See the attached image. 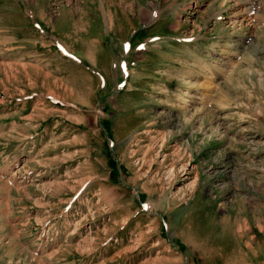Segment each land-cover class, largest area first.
Returning <instances> with one entry per match:
<instances>
[{
	"label": "rangeland",
	"instance_id": "1",
	"mask_svg": "<svg viewBox=\"0 0 264 264\" xmlns=\"http://www.w3.org/2000/svg\"><path fill=\"white\" fill-rule=\"evenodd\" d=\"M0 264H264V0H0Z\"/></svg>",
	"mask_w": 264,
	"mask_h": 264
},
{
	"label": "bare ground",
	"instance_id": "2",
	"mask_svg": "<svg viewBox=\"0 0 264 264\" xmlns=\"http://www.w3.org/2000/svg\"><path fill=\"white\" fill-rule=\"evenodd\" d=\"M106 1V0H105ZM187 8H193V4L192 5H190L189 7H187ZM101 10V9H100ZM187 10V9H186ZM192 10V9H191ZM241 13V12H240ZM160 145V144H159ZM170 168V167H169ZM183 168V167H182ZM184 169V168H183ZM169 173V172H168ZM9 191V190H8Z\"/></svg>",
	"mask_w": 264,
	"mask_h": 264
},
{
	"label": "snow or ice",
	"instance_id": "3",
	"mask_svg": "<svg viewBox=\"0 0 264 264\" xmlns=\"http://www.w3.org/2000/svg\"><path fill=\"white\" fill-rule=\"evenodd\" d=\"M141 47H142V45H141Z\"/></svg>",
	"mask_w": 264,
	"mask_h": 264
}]
</instances>
